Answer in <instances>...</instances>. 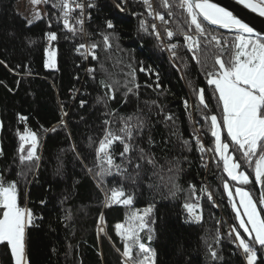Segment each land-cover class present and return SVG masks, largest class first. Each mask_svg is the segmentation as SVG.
<instances>
[{
  "label": "trees",
  "instance_id": "1",
  "mask_svg": "<svg viewBox=\"0 0 264 264\" xmlns=\"http://www.w3.org/2000/svg\"><path fill=\"white\" fill-rule=\"evenodd\" d=\"M23 2L0 0V175L6 182L16 181L20 205L35 215L33 225L26 230L29 264H125L124 241L115 225L126 224L131 213L142 214L150 206L153 211L149 219L154 221L150 224V247L156 252V264H245L228 232L227 226L231 229L237 223L223 185L228 182L241 187L258 201L252 173L257 156L249 165L236 146L229 148L241 162L239 171L250 174L247 185L229 179L214 149L217 161L209 169L203 168L182 103L188 95L194 100L203 135L212 145L210 116L220 119L222 110L213 86L207 84V73L213 70L215 57L221 52L201 38L200 49L193 56L178 37L181 43L174 59L169 60L160 52L150 27L141 28L138 2L127 0L126 9L122 7L121 11L116 7L117 0H96L86 25L92 44L98 45L94 49L96 58L90 61V79L76 50L80 39L60 28L58 7H53L59 0L44 3L43 18L31 25L20 12ZM168 2L169 8L163 6V0L156 4L171 29L177 34L193 33L194 26L180 7V0ZM108 20L114 29L107 28ZM49 32H55L57 40L47 47ZM105 35L109 36L110 48L103 42ZM46 50L56 51L55 68L45 67ZM223 58L228 60L227 50ZM102 82L111 85L115 99L108 98L109 89ZM200 89L205 90L207 107L200 103ZM81 101L85 102L83 106ZM168 116L172 119H166ZM128 117L133 125L138 119L143 121L142 128L133 132V163L129 166L120 158L122 145H113L116 162L126 167L127 173L113 170L112 175L103 177V186L108 195L112 189L123 188L126 195H132L133 204L108 207L94 176L100 171L95 148L107 128L120 134L123 118ZM26 128L38 135L39 159L21 163L17 133L22 134ZM53 128L56 130L51 131ZM140 148L152 164L140 159ZM205 178L215 203L194 199ZM185 203L199 204L201 220L187 221ZM257 207L260 209L259 204ZM101 215L103 232L98 229ZM140 235L148 243L147 230ZM210 249L217 252L216 259ZM136 252L134 249V258L142 259ZM0 264H13L10 251L3 245ZM257 264H264V250H258Z\"/></svg>",
  "mask_w": 264,
  "mask_h": 264
},
{
  "label": "snow or ice",
  "instance_id": "2",
  "mask_svg": "<svg viewBox=\"0 0 264 264\" xmlns=\"http://www.w3.org/2000/svg\"><path fill=\"white\" fill-rule=\"evenodd\" d=\"M31 2L38 5L47 3L48 0H31ZM143 3L148 6L149 15H153L151 0H143ZM238 3L264 17V0H238ZM86 6L88 8L95 7L93 3L85 5L77 2V0H60L59 5H53V7L60 8L63 26L71 32L78 30L70 22L71 14L77 9L79 16L75 17V24L80 25L79 31H83ZM163 6L165 8L171 7L168 0H163ZM116 7L123 11L120 4H117ZM180 7L186 11L190 25L194 26L195 36L187 33L184 35V40L189 42L188 50L193 52L199 50L201 38H203L206 45L214 43L221 52L215 57L213 70L207 73V84L213 86L214 93L218 94L222 108V120L218 121L216 115H211L210 121L211 134L215 138V151L223 160V170L232 181L244 185L250 183V174L239 171L241 162L229 154V143L222 142V127L226 129L227 136L225 139L230 138L231 144L236 146V149L242 153L244 160L249 165L252 164L253 157L258 155L254 164L255 182L264 185V36L255 32L249 24L237 18L231 11L213 3L212 0H180ZM169 14L171 15V13ZM155 16L161 21L165 19L160 13H155ZM42 18L40 12L37 11L34 19L40 20ZM27 23L31 25L33 20H28ZM208 25L233 32L235 34L234 40L229 42L226 37L214 34L213 31L209 30ZM106 26L108 29L115 28L111 20L106 21ZM141 28H144L143 22ZM152 28L155 32L156 26L154 24ZM166 31L169 38L173 37L172 31ZM155 34L159 38V32H155ZM46 35L50 42L57 40L55 32H49ZM103 42L106 47H111L109 36L105 35ZM88 47L81 44L77 50ZM97 47V44L90 46V54L93 59L96 56L95 52L91 50ZM175 47L176 45H171V49H175ZM225 50L228 51L227 61L223 58ZM56 55L55 50H46L45 67H56ZM173 55H175L174 52ZM140 71H145V69L141 68ZM102 84L109 89V93H106L108 98L115 99V95L111 94V85L103 82ZM134 86L139 87V85ZM156 86L159 87V84ZM128 91L131 92L132 89L129 88ZM199 99L200 103L207 107L204 89L199 90ZM84 103L81 101V106ZM19 119L25 121L27 117L19 116ZM131 119V117L123 118V127L119 130L120 134L106 129L102 138L99 139L95 154L100 161L98 165L100 171L96 175L101 179L112 175L113 170L116 174L127 173V168L121 163H117L113 154V145L117 143L122 145V151L119 152L120 158L126 159L129 166L132 165L131 154L136 148L132 143L133 132L134 129L142 128L143 121L138 119L137 124L133 125L130 123ZM166 119L171 120L172 117L168 116ZM104 123L107 125L109 122L106 120ZM0 127H3L2 123H0ZM55 130V128L51 129V131ZM17 135L20 141L18 152L21 163L38 160L39 157L36 155L39 144L37 133L26 128L22 134L18 132ZM26 145H28L27 148ZM199 147L203 150L202 144H199ZM139 152L141 153L140 159H144L148 164L153 163V160L145 155L143 148H140ZM2 155L3 151L0 150V156ZM135 168L139 169L140 164L136 163ZM190 187L195 188L194 185H190ZM223 187L227 191L229 199L233 200L232 208L238 221L237 226L231 227L229 235H234V242H238L237 247L242 250L246 264H257L258 250H264V216L261 215L264 208L258 209L257 205L258 203L264 205V195H261L259 201H256L250 192L237 187L235 189V196L239 197L237 202L234 200L233 191L229 188L228 182H225ZM208 198L212 199L211 193L208 194ZM113 204L131 206L133 197L130 194L126 195L123 188L112 189L106 206L111 207ZM184 207L194 220H201L202 217L195 214L198 208L197 204L185 203ZM152 211L150 206L142 214L139 211L133 212L127 217V226L121 223L115 225L117 235L124 241L122 256L125 258V264H129L130 261L132 264H156V252L150 247L153 238L151 235L153 229L150 224L154 223L153 220L149 219ZM33 222L32 210L20 205L16 181L6 182L4 177L0 175V245L5 246L10 251L13 264H29L25 250L26 230L33 225ZM100 223H104L103 215L100 217ZM238 229H242L246 236L242 235ZM145 230L148 233V243H145L140 235ZM100 231L103 232L104 229L100 228ZM217 242H219V237ZM134 249L137 250L136 255L142 256V259L134 258ZM210 254L213 259L217 258L216 251L210 249Z\"/></svg>",
  "mask_w": 264,
  "mask_h": 264
},
{
  "label": "built area",
  "instance_id": "3",
  "mask_svg": "<svg viewBox=\"0 0 264 264\" xmlns=\"http://www.w3.org/2000/svg\"><path fill=\"white\" fill-rule=\"evenodd\" d=\"M95 1L96 0H77V2L84 3L85 5H87L88 3L94 4ZM134 1L138 2L141 6V9H142L140 22L141 23L143 22L144 27H150V32H151L155 42L158 44L160 52L165 54L169 60H173L175 57V55H173V52L176 54L177 49L179 47V41L174 38L175 33L170 28V26L166 23V21L165 20L161 21L160 19L156 18L155 13H158L157 4H156L157 0H151L152 10L154 13L153 15H149L148 6L143 3V0H134ZM118 2L121 5V8L123 7L125 10L127 0H118ZM93 8L94 7H92V8H88L87 6L85 7L84 17H83L84 18V24H83V31L82 32L79 31L80 25L75 24V17L79 16V10L77 9L71 14L72 19L70 22L73 25H75V27L78 29L76 32H71V31H68L67 29L64 28L63 22H62L63 21L62 13H61V10L59 8L60 28L65 33L77 35L78 39H80L76 45L77 49H78L79 45H81V44L89 46L88 48L79 49L78 53H79V59L82 62H84V64H85V69H86V72L89 75L90 79H92L91 78L92 77V74H91L92 68L90 65V61L92 59V55L90 54V46L92 45V37L87 34L86 25H87V22L89 21V16H90L89 11ZM153 24L156 26L155 32H159V38L156 36V34L152 28ZM166 30L172 31L174 33L173 37L169 38ZM217 35H222V36L226 37L227 40L230 42V36L229 35H225V34H217ZM194 36H195V34H194ZM45 43L46 44L49 43L48 39H45ZM188 44H189V42L185 41V43H184L185 49L190 53H194L193 51L188 50ZM171 45H176L175 49H171ZM211 45L215 48L216 51H218V52L220 51V49L217 48L214 43ZM91 51H94V50H91ZM182 103H183V107L186 109V111L188 109H190V110L192 109L193 103H192V100L189 97V95H188V99H182ZM193 107H194V104H193ZM188 115H189L190 123L192 125V133H191L192 142H193V145H194L195 150L197 152V155L199 156L201 166L205 169H209L211 167V165L216 161V157H215L210 145L208 144V142L204 138L203 131H202V123L200 120L197 119L195 111H191L190 113H188ZM64 118H65V114L62 115V121L64 120ZM198 142H199V144L203 145V150H201V148L199 147ZM202 189H203V191H202ZM105 193H106V191L104 192V197H105ZM209 193H211V196H212L211 200L208 198ZM108 197H109V195L106 194V198H108ZM198 197L201 199H206L208 201H212L215 203L213 191L209 185V181L207 178L203 179L201 181V183L199 184ZM105 203H108V202H105ZM215 209L218 210L217 207ZM192 220H194V219L192 218ZM195 221L196 220H194V222ZM229 232H230V230H229ZM217 233L220 234L221 230L218 229ZM232 239H233L232 245L238 250V252L241 254V256L243 258H245L242 250L238 249L237 242H234L233 236H232Z\"/></svg>",
  "mask_w": 264,
  "mask_h": 264
},
{
  "label": "water",
  "instance_id": "4",
  "mask_svg": "<svg viewBox=\"0 0 264 264\" xmlns=\"http://www.w3.org/2000/svg\"><path fill=\"white\" fill-rule=\"evenodd\" d=\"M212 2L231 11L235 16H237V18L249 24V26L252 27L255 32L259 33L261 36H264V17H261L258 13L252 12L250 9L245 8L242 4L238 3V0H212ZM208 27L220 31L222 33L234 34L233 32H230L226 29L218 28L216 26L208 25ZM257 158L258 155L256 159ZM255 160L253 163L252 173H253V183L255 185L257 192V199L259 201L261 195H264V185L255 182V173H254ZM259 208H264V205L259 204ZM262 215L264 216V212H262Z\"/></svg>",
  "mask_w": 264,
  "mask_h": 264
},
{
  "label": "rangeland",
  "instance_id": "5",
  "mask_svg": "<svg viewBox=\"0 0 264 264\" xmlns=\"http://www.w3.org/2000/svg\"><path fill=\"white\" fill-rule=\"evenodd\" d=\"M24 1V7H22L21 9H20V12H21V14H22V16L24 17V18H26V20L28 21V20H35L34 19V15H35V13L37 12V11H39L40 12V14H41V16H44V14H45V12H44V10H43V5H42V3H40V5L38 4V5H34L32 2H31V0H23ZM118 1V0H117ZM44 4V3H43ZM230 42H232V41H230ZM76 50H77V48H76ZM45 56H46V54H45ZM46 59H47V56H46V58H45V62H46ZM47 68V67H46ZM48 69H52V68H48ZM217 96H218V94H217ZM190 97V96H189ZM191 98V97H190ZM191 100H192V103L194 104V107H193V104H192V109L190 110V109H188L187 110V113H190L191 111H195V113L198 111V107H197V105H196V103L194 102V100L191 98ZM200 100V99H199ZM220 107H221V104H220ZM221 110H222V108H221ZM189 116V115H188ZM222 120V115H221V117H220V119H218V121H221ZM211 129H210V134H211ZM211 136H212V134H211ZM227 136V133H226V129H224L223 127L221 128V138H222V142H225V143H229V148L230 147H234L235 145L234 144H231L230 143V138H227V139H225V137ZM212 146H213V149L215 150V148H216V144H215V138L212 136ZM216 152V151H215ZM217 153V152H216ZM218 154V153H217ZM229 154H231L232 155V153H229ZM219 155V154H218ZM95 177H96V179H97V182H98V184H99V186H101L102 187V189H103V191L105 192V186H103V184H104V179H101L100 177H98L97 175H94ZM229 187H230V185H229ZM237 187H234V189H236ZM241 188V187H240ZM246 191V190H245ZM227 192V191H226ZM106 194H107V192L105 193V197H103V199L104 198H106ZM228 194V193H227ZM111 195V194H110ZM110 195H109V197H110ZM108 197V198H109ZM237 197V196H236ZM108 198H106V202H108ZM239 200V197H237V201ZM233 201V200H232ZM235 217H236V215H235ZM236 223H237V225H238V221L236 220ZM125 226H127L126 224H125ZM100 228H103V225L101 224V223H99V225H98V229L100 230ZM227 228L229 229V230H231L230 229V227L229 226H227ZM241 232H243V230L242 229H239ZM238 230V231H239ZM246 235V234H245Z\"/></svg>",
  "mask_w": 264,
  "mask_h": 264
},
{
  "label": "crops",
  "instance_id": "6",
  "mask_svg": "<svg viewBox=\"0 0 264 264\" xmlns=\"http://www.w3.org/2000/svg\"><path fill=\"white\" fill-rule=\"evenodd\" d=\"M40 5V4H39ZM42 5H43V3H42ZM22 7H24V2H23V4H22ZM211 143H212V141H211ZM231 143V142H230ZM225 174L227 175V173L225 172ZM229 179H231L230 177H229ZM230 185V184H229ZM234 185H230V189L233 191V197H234V200L235 201H237V197L235 196V189H234V187H233ZM245 190V189H244ZM238 202V201H237ZM233 204V201L231 200V205Z\"/></svg>",
  "mask_w": 264,
  "mask_h": 264
}]
</instances>
